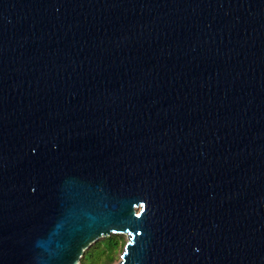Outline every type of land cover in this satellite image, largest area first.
Segmentation results:
<instances>
[{
  "label": "water",
  "instance_id": "water-1",
  "mask_svg": "<svg viewBox=\"0 0 264 264\" xmlns=\"http://www.w3.org/2000/svg\"><path fill=\"white\" fill-rule=\"evenodd\" d=\"M264 264V0H0V264Z\"/></svg>",
  "mask_w": 264,
  "mask_h": 264
},
{
  "label": "trees",
  "instance_id": "trees-1",
  "mask_svg": "<svg viewBox=\"0 0 264 264\" xmlns=\"http://www.w3.org/2000/svg\"><path fill=\"white\" fill-rule=\"evenodd\" d=\"M115 240L113 236H110L94 244L84 253L82 264H113Z\"/></svg>",
  "mask_w": 264,
  "mask_h": 264
},
{
  "label": "rangeland",
  "instance_id": "rangeland-1",
  "mask_svg": "<svg viewBox=\"0 0 264 264\" xmlns=\"http://www.w3.org/2000/svg\"><path fill=\"white\" fill-rule=\"evenodd\" d=\"M111 236H113L116 240H115V242H116V245H115V247H114V263L113 264H117L119 261H120V256H121V254H122V252H123V250H124V246H125V244H126V242H127V236L126 235H124V234H112ZM105 238H107V237H105ZM102 239H104V238H100V239H98L97 241H95L94 243H92L89 247H88V249H86L85 251H84V253L86 252V251H88L94 244H96L97 242H99V241H101ZM84 253H83V255H84ZM83 257V256H82ZM82 257H81V259H80V264H82ZM99 264H101V263H99Z\"/></svg>",
  "mask_w": 264,
  "mask_h": 264
}]
</instances>
